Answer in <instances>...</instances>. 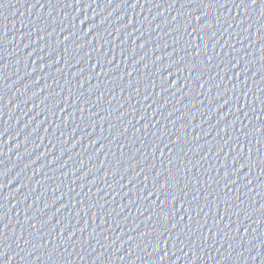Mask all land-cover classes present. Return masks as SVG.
Masks as SVG:
<instances>
[{
    "label": "water",
    "instance_id": "95a60500",
    "mask_svg": "<svg viewBox=\"0 0 264 264\" xmlns=\"http://www.w3.org/2000/svg\"><path fill=\"white\" fill-rule=\"evenodd\" d=\"M262 49L258 8L0 0V261L264 264ZM168 148L171 221L140 198Z\"/></svg>",
    "mask_w": 264,
    "mask_h": 264
},
{
    "label": "snow or ice",
    "instance_id": "6c2138e0",
    "mask_svg": "<svg viewBox=\"0 0 264 264\" xmlns=\"http://www.w3.org/2000/svg\"><path fill=\"white\" fill-rule=\"evenodd\" d=\"M93 2H95V0H93ZM109 3L112 2V0H108ZM211 4L214 5H218L219 8H229V6L233 7V8H239V9H243L245 14L248 13L249 9H259L260 10V14L264 15V0H210ZM76 4H80L81 0H75ZM68 6H71L68 5ZM204 23V21H203ZM203 23H201V26L203 25ZM207 28L204 29V32L207 33ZM65 39H67V37H65ZM201 43H203V41H200ZM191 46V45H189ZM262 51H264V49H262ZM66 54L68 53V49H65ZM203 55V54H202ZM157 59H159V57H157ZM102 59L97 61V63H101ZM207 66V62L204 63V67ZM93 67H95V65H93ZM184 67H189V65H184ZM80 71H83V69H80ZM175 71L177 72H181V68H176ZM200 71V69L198 67L193 68L191 71V75L192 76H196L197 72ZM172 83H175V80L172 81ZM171 86V85H169ZM61 111H63V109H61ZM145 127H147V125H145ZM6 131V130H5ZM226 131V130H225ZM159 139V138H157ZM239 139V138H237ZM185 143L184 138H181L178 141V144L183 145ZM177 144L173 143V147H176ZM168 146L165 145V148H167ZM182 150V149H181ZM168 152L171 153V155H166L165 152L163 150H161L160 152V156L163 158L161 159L160 163L162 165V168H158L156 169V171L153 173L152 175V186L151 188L148 190L147 195L140 197L141 199L147 200L148 197L153 196L154 194H156L159 198H160V203L164 204L165 208H170L171 210L164 214L162 210H160L161 213V219H167L169 221L172 220L173 215L175 213V209H176V205L177 203H179V206L181 209L185 208V203L188 204V209L187 211L190 212V210H192V201H189L187 198V194H182L183 190L179 188V180H178V176H179V168L180 165L177 163L178 160H180L181 158L178 156V154L176 152H174L172 150V148H168ZM250 158V157H249ZM170 165V166H169ZM155 167V166H153ZM184 170H185V180H186V184L185 187H188V185L195 183L196 185L200 184V181L198 178H193V180H187V165L184 166ZM169 177H171V179H169ZM145 181L148 180V177L145 176L144 177ZM225 179H227V177H225ZM173 181H175V183H173ZM207 183V182H205ZM109 187H111V185H109ZM145 187H147V185H145ZM225 188H227V184H225ZM175 189V191H174ZM141 191H143V189H141ZM197 199L195 196L193 197V200ZM205 200H207V197H204ZM165 201H167V203H164ZM227 202V201H225ZM149 203H154L153 201H149ZM2 207V206H0ZM189 219L191 220L192 217L189 216ZM241 226H238L234 229V234L235 235H239L240 234V230H241ZM2 230H0V236H2ZM141 235H144L143 233H141ZM244 235L247 236L248 235V229H244ZM165 236V232L163 231H159V230H154V234L152 235L151 239L152 241L155 243V245L157 246V248L161 247L160 245V241L163 240ZM129 239H132L131 237H129ZM168 240H171V236L168 237ZM249 243H251V241H249ZM163 247L166 248L167 247V241L164 242ZM231 247V245H230ZM260 248L264 249V242H262L260 244ZM0 256H3V252L0 251ZM167 259L166 256H161L160 260L163 261ZM0 264H4V262L0 261Z\"/></svg>",
    "mask_w": 264,
    "mask_h": 264
}]
</instances>
